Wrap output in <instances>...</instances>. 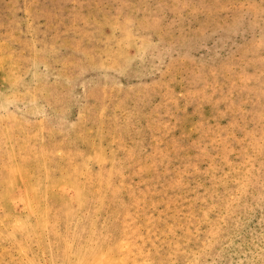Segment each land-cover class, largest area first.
<instances>
[{
	"label": "rangeland",
	"instance_id": "1",
	"mask_svg": "<svg viewBox=\"0 0 264 264\" xmlns=\"http://www.w3.org/2000/svg\"><path fill=\"white\" fill-rule=\"evenodd\" d=\"M0 264H264V0H0Z\"/></svg>",
	"mask_w": 264,
	"mask_h": 264
}]
</instances>
